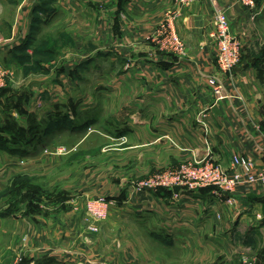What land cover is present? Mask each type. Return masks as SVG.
<instances>
[{
	"label": "rangeland",
	"instance_id": "obj_1",
	"mask_svg": "<svg viewBox=\"0 0 264 264\" xmlns=\"http://www.w3.org/2000/svg\"><path fill=\"white\" fill-rule=\"evenodd\" d=\"M10 1L0 9V264H45L52 257L41 256L39 235L74 264L77 257L264 264V242L248 253L241 236L239 251H219L193 234L185 250H174L156 243L135 214L139 183L172 157L158 147L139 150V117L148 108L139 100L157 95L153 73L162 81L173 52L157 29L175 5L146 3L151 11L139 0ZM139 21L155 23L139 33ZM99 197L126 205L94 221L86 201ZM257 218L264 223L263 213Z\"/></svg>",
	"mask_w": 264,
	"mask_h": 264
},
{
	"label": "crops",
	"instance_id": "obj_2",
	"mask_svg": "<svg viewBox=\"0 0 264 264\" xmlns=\"http://www.w3.org/2000/svg\"><path fill=\"white\" fill-rule=\"evenodd\" d=\"M139 1L151 11L154 6L147 7L150 3L159 10L174 4L173 0ZM10 2L13 5L14 1L0 0V9ZM217 4L226 11L231 32L241 44L237 65L230 72L216 66L214 7L208 1H197L182 7L174 22V30L184 44L183 52H172L165 58L166 70L159 72L162 81L153 73L157 95L139 100V106L148 107L139 117V150L165 149L172 157L159 165L166 168L209 158L228 168L234 155L248 156L264 168V1L257 4V15L238 0H217ZM154 23L139 21V33ZM146 66L150 65L142 61L141 67ZM212 78L223 85L222 98L213 94L209 84ZM150 118L151 130L146 128ZM144 162L139 156V163ZM145 168H151L150 164ZM138 196L139 211L135 214L139 215V224H150V237L171 249L185 250L193 234L203 237V247L219 251H239L241 247L236 244L241 236L248 253L254 244L261 246L264 242V223L257 218L264 214V187H238L230 196L233 203L227 202V195H218L214 187L139 191ZM111 201L108 214L126 205ZM44 238L37 236L36 245L41 247V256L52 257L45 258V264L75 263L70 255L61 259L58 250L47 246ZM33 250L37 252L38 247ZM139 256L144 257L143 250H139ZM77 258L76 264H93L89 259ZM141 261L139 257V264Z\"/></svg>",
	"mask_w": 264,
	"mask_h": 264
},
{
	"label": "built area",
	"instance_id": "obj_3",
	"mask_svg": "<svg viewBox=\"0 0 264 264\" xmlns=\"http://www.w3.org/2000/svg\"><path fill=\"white\" fill-rule=\"evenodd\" d=\"M175 8L165 13L158 27V33L173 52H181L183 43L174 30V22L180 17V9L202 0H173ZM214 7L213 37L217 45L215 55L216 65L223 72H230L240 60L241 44L233 36L226 11L218 6L217 0H205ZM240 4L258 14L255 0H238ZM209 84L216 98H222L223 85L210 79ZM240 186L264 187V168L257 165L255 160L244 155H234L231 166L224 167L216 159L202 161H186L176 167L155 172L146 181L139 183V191H156L171 189L178 191H197L204 187H214L218 195H227V202L233 203L231 194ZM112 201L107 198H92L86 201L87 215L94 221L105 219ZM94 229V228H93Z\"/></svg>",
	"mask_w": 264,
	"mask_h": 264
},
{
	"label": "trees",
	"instance_id": "obj_4",
	"mask_svg": "<svg viewBox=\"0 0 264 264\" xmlns=\"http://www.w3.org/2000/svg\"><path fill=\"white\" fill-rule=\"evenodd\" d=\"M204 188H207V187H204ZM200 189H201V188H200ZM160 190H162V191H163V190H166V189H160ZM108 200H112V199H108Z\"/></svg>",
	"mask_w": 264,
	"mask_h": 264
}]
</instances>
